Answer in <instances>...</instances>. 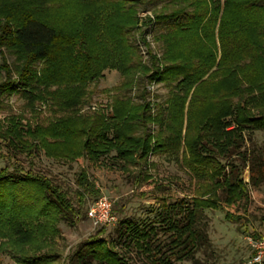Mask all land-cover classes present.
<instances>
[{"label": "trees", "instance_id": "1", "mask_svg": "<svg viewBox=\"0 0 264 264\" xmlns=\"http://www.w3.org/2000/svg\"><path fill=\"white\" fill-rule=\"evenodd\" d=\"M154 3H161L154 21L160 25L156 40L163 46L165 65L148 76L128 34L135 26L136 6ZM2 48L14 55L12 69L2 58L0 69L7 79L13 73L31 103L50 102L64 113L84 102L88 84L105 70L120 74L115 90H130L137 71L168 87L165 116H152L148 103L133 104L121 94L113 97L109 117H60L46 133L37 129L33 135L47 158L67 162L84 157L96 163L113 153L124 164L145 165L150 152L178 156L181 150L180 161L197 189L183 210L182 224L168 215L164 199L166 214L154 221L176 235L172 240L178 247L171 254L177 260L195 262L198 246L207 244L198 227L203 210L219 209V201L247 202L246 167L251 184L264 180V164H249L243 153L238 164L228 160L242 148L245 130H264V0H0V52ZM14 80L0 84V91L14 92ZM151 123L160 128L153 136L146 132ZM46 135L54 141L45 142ZM30 146L24 150L28 157L38 149ZM98 196L85 169L75 174L73 188L32 171L13 177L0 169L1 248L17 264H55L56 255L21 250L37 232H55L61 218L77 222ZM224 218L236 223L241 216L226 212ZM119 224L150 264H171L153 256V224L142 226L128 218ZM85 247L98 264H130L98 234Z\"/></svg>", "mask_w": 264, "mask_h": 264}, {"label": "rangeland", "instance_id": "2", "mask_svg": "<svg viewBox=\"0 0 264 264\" xmlns=\"http://www.w3.org/2000/svg\"><path fill=\"white\" fill-rule=\"evenodd\" d=\"M161 3L147 4L144 8L137 5L135 8V26L129 31L128 41L136 48L139 54L140 66L146 68L148 76L162 70L165 65L163 46L156 37L160 33V25L154 21L155 12H159ZM5 64L12 69L14 55L1 49ZM157 69V70H156ZM142 77L137 71L133 78V85L128 91L115 90L121 77L116 70H105L102 77L89 83L86 88L84 102L76 109L64 113L51 106L50 102H30V95L22 88L12 73L7 79L4 71L0 69V84L13 81L14 92L0 91V169L6 168L9 175L18 177L21 173L32 171L60 182L70 188L74 187L75 174L85 169L93 179L99 195L105 196L111 203V213L115 222L106 226H94L87 217V211L80 219L71 223L61 218L56 224L53 233L37 232L21 250L22 253L37 256L39 253L56 255L55 264H98L87 256L86 245L89 239L98 234L99 238L110 242L130 264H150V257L137 251L124 236V230L119 220L128 218L139 225L153 224L155 236L151 241L153 256L161 260L167 259L171 264H250L253 251L250 245L252 235L264 230V180L257 185L249 182L250 168L242 172V179L247 184L248 200L246 203L238 202L226 205L218 202L219 209L203 210L198 227L207 235V244L198 246L192 260H177L171 254L176 246L173 242L172 232L168 226L159 221L166 214L161 206V199L168 205V215L173 216L182 224V213L185 206L197 189L195 178L180 161L179 155H154L151 152L146 158V164H124L111 153L102 157L98 162L91 163L84 157L74 162L53 160L44 155V151L37 141L35 130L46 131L56 123L60 117L81 116L91 117L97 113L109 117L112 114L113 97L125 95L130 102L140 104L148 103L150 114L154 116L160 112L166 115L167 101L170 96L169 89L162 82L149 77ZM142 79V80H141ZM141 80V84H140ZM54 88V87H53ZM193 91H190V95ZM25 93V94H23ZM35 93V92H34ZM188 95L185 109L190 100ZM199 107V105H198ZM183 123L182 133H184ZM234 125L230 124V128ZM160 130L158 124L151 123L146 132L155 135ZM31 132L30 134H28ZM244 144L235 155L228 157L229 161L238 164L239 155L243 153L251 165L264 164V130H245ZM45 142H53L48 135ZM154 140L151 141L153 145ZM37 146L33 156L28 157L24 152L29 146ZM30 146V147H31ZM237 156V157H236ZM255 168V166H253ZM145 175V177H144ZM93 199V201H95ZM92 201H89L88 206ZM171 206H174L173 209ZM118 210L122 213L118 214ZM114 212V213H113ZM241 216L240 221L233 223L226 221L225 213ZM4 239L0 238V264H17L10 256L8 249L1 248ZM40 253V254H41ZM79 253L82 258H77ZM261 264H264V260Z\"/></svg>", "mask_w": 264, "mask_h": 264}, {"label": "built area", "instance_id": "3", "mask_svg": "<svg viewBox=\"0 0 264 264\" xmlns=\"http://www.w3.org/2000/svg\"><path fill=\"white\" fill-rule=\"evenodd\" d=\"M87 217L94 226H106L115 222V217L111 213V203L103 195H99L87 208ZM253 251L251 263L261 264L264 260V231L257 239H250Z\"/></svg>", "mask_w": 264, "mask_h": 264}]
</instances>
